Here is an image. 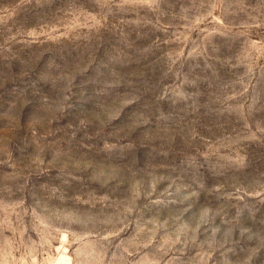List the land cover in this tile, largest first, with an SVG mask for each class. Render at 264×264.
<instances>
[{"label":"rangeland","instance_id":"obj_1","mask_svg":"<svg viewBox=\"0 0 264 264\" xmlns=\"http://www.w3.org/2000/svg\"><path fill=\"white\" fill-rule=\"evenodd\" d=\"M0 264H264V0H0Z\"/></svg>","mask_w":264,"mask_h":264}]
</instances>
